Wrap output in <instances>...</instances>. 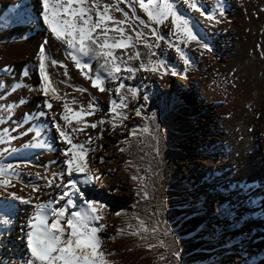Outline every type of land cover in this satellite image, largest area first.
Instances as JSON below:
<instances>
[{"label":"bare ground","instance_id":"bare-ground-1","mask_svg":"<svg viewBox=\"0 0 264 264\" xmlns=\"http://www.w3.org/2000/svg\"><path fill=\"white\" fill-rule=\"evenodd\" d=\"M196 3L197 6L204 3L201 10L206 15L193 10L186 15L194 24V31L209 43L210 50L199 49L195 42L190 43L189 49L180 44L191 64L183 76L167 73L163 77L139 70L140 61H129L138 71L132 79H125L121 73L122 92L128 104L122 111L127 119H116L117 126L112 127L107 123L113 118L108 112L110 94L91 87L90 81L80 75L81 70L67 57L66 48L49 38L35 16L31 24L22 22L36 9L37 0H0V167L13 165L12 175L7 177L11 181L7 191H15L30 201L19 205L18 212L19 202H12L8 211L14 213L11 217L14 226L0 224V264H19V257L14 254L23 250L20 232L26 214L31 215L37 204L55 200L62 191L56 187L61 181L52 174L65 167L61 149L68 146L53 140L51 122L54 113L63 111L65 94L69 101L75 100L70 104L73 110L87 105L90 96L95 97L99 110L83 120L89 123L105 120L104 125L73 132L72 137L73 143L93 138L90 145H85L93 149L85 159L100 176L96 192L106 205L102 221L106 227L98 235L112 264H174L175 257L179 258L178 264H185L186 254L176 251L175 246L186 240L193 241L192 250L200 256L195 264H264V76L260 75L262 69L258 64L259 55L264 52L261 44L264 0H196ZM118 6L129 10L128 0ZM208 13L213 14L212 21L207 19ZM112 15L121 18L118 12L113 11ZM137 15L147 19L138 8ZM170 29L169 21L157 31L165 39L174 40L168 34ZM46 38V71L62 97L60 101L48 98L51 109L43 106L45 97L39 90L35 59ZM149 42H155V38L149 37ZM136 49L145 62L159 58L169 69L184 71L175 50H166L163 40L153 48L156 53L153 57L148 56L142 44H137ZM122 51L117 49L114 55L120 57ZM131 51L127 50L128 55ZM53 60L57 61L55 66L51 64ZM82 62L90 64L86 74H97L96 61L83 58ZM65 69L75 76L73 88L87 91H63ZM117 83L107 81L105 86L114 89ZM129 87L137 88L135 99L127 93ZM145 93L150 97L146 102ZM111 99L117 100L114 92ZM142 104L146 106L141 107ZM136 109H140L139 116L135 115ZM168 115L176 118L179 137L165 151L169 165L158 179L159 190L164 181L169 184L162 189L165 213L172 215L166 248L147 228L153 190L137 146H142L143 137L148 135L144 127L149 129ZM55 119L63 125L58 115ZM71 125L82 127L74 120ZM130 132L135 134L129 135ZM76 133L82 135L77 137ZM154 137L158 143L159 136ZM133 176L137 179H132ZM45 177L53 183L50 185ZM32 187L37 191L32 192ZM2 199L0 196V218L5 211ZM117 212L121 215H115ZM141 226L147 230H141ZM10 227L14 230L5 231ZM117 228L122 229L119 235ZM133 231L137 234L131 235ZM219 234L223 235L222 240L217 239ZM109 236L113 239H108ZM146 236L152 237L154 250L147 247ZM173 252L178 255L173 256Z\"/></svg>","mask_w":264,"mask_h":264},{"label":"snow or ice","instance_id":"snow-or-ice-1","mask_svg":"<svg viewBox=\"0 0 264 264\" xmlns=\"http://www.w3.org/2000/svg\"><path fill=\"white\" fill-rule=\"evenodd\" d=\"M124 2L125 0H115L113 3H104L103 0H37L36 9L28 13L22 21L25 24H31L32 17L35 16L36 20L45 27L49 38L66 48L67 57L73 61L74 67L81 70L80 75L86 81H90L91 87L99 92L110 94L108 112L113 114V118L107 123L112 127L117 126L116 119L121 121L127 119L126 113L122 111L128 107V104L122 92L124 82L121 79V73L125 79H132L138 71L137 67L129 64V61H140L139 70L145 72L161 76L166 73L172 76H183L191 64L190 58L180 46L181 40H183L184 47H189L191 42H195L199 49L210 50L209 43L194 31L195 26L186 15L185 9L200 12L201 16L206 15L197 6L196 0H128V11L118 6ZM21 7L26 8L27 6L22 5ZM137 8L147 18L146 20L137 15ZM113 11L120 13L121 18L117 19L113 16ZM207 19L212 21L213 14L208 13ZM169 21L171 29L168 34L173 36L174 40L165 39L157 31ZM149 37H154L155 42H149ZM162 40L167 48L175 50L179 60L185 66L184 71L177 72L169 69L168 65L159 58H149L147 62L141 58L140 52L136 49L137 44H142L148 50V56L153 57L156 55L153 48ZM47 42L46 38L39 45L35 59L38 61L39 90L45 97L43 106L51 109L52 105L48 98L60 101L62 97L58 94V89L54 87L46 71L48 58L45 54V46ZM117 49L124 50L120 57L114 55ZM128 49H132L131 55H128ZM83 58L97 62V74H86L85 70L90 68V64L82 62ZM56 63L55 60L51 61L53 66ZM60 66L64 65L61 63ZM64 75L67 76V72ZM107 81L114 83L119 81V83L113 89L105 86ZM75 90L87 91L79 87ZM113 92L117 100L111 99ZM127 93L135 99L138 90L129 87ZM149 99L150 97L145 93L143 100L146 102ZM63 100V111L54 113L51 122V127L54 129L53 140L58 139L68 146L61 149V154L65 157L63 159L65 167L58 173L52 174L55 179L61 181L56 187L62 191L55 200H50L47 204H37L33 207L31 215L26 214L20 232L23 250L14 255H18L19 264H112L107 259L110 254L102 250L103 242L98 235L106 227L102 222L106 205L101 202L96 192L100 176L96 174L97 169L90 167L85 159L86 154L93 151L91 147L85 145H90L93 138L88 137L84 143H73L72 137L73 132H83L85 128L96 129L98 125H104L105 120L101 118L91 123L83 120V117L93 116L99 110L94 103L95 97L90 96L86 108L80 107L77 110L70 107V104L75 103L74 99L69 101L65 94ZM144 106L146 105H141V107ZM40 115H45V113H40ZM56 115L59 116L60 121L64 122L63 125L56 122ZM135 115H140V109L135 110ZM155 118L156 113L153 112V122ZM73 120L76 125H82V127L72 126ZM70 127L71 131L68 130ZM156 127L158 128L159 125ZM143 131L148 132V127L145 126ZM134 134L129 133V135ZM119 150L123 151V149ZM100 160L102 162L103 157H100ZM12 169V164L0 167V177H3L0 178V190H3L0 196L5 206L0 224L14 226L11 219L14 213L8 211L12 207V202H19L16 205L18 212L19 205L29 204L30 201L18 196L15 191H7L11 187V181L7 177L12 175L10 171ZM45 179L50 185L53 183L51 179L47 177ZM132 179L135 180L137 177L133 176ZM80 185L84 187L81 188ZM31 191L36 192L37 188L32 187ZM52 204L56 206L52 207ZM115 215L119 216L121 213L117 212ZM12 230L14 227L5 231L11 232ZM141 230L146 231L147 229L141 226ZM121 232L122 229L117 228V235ZM130 234L136 235L137 232L133 231ZM108 239H113V237L109 236ZM147 247L152 248L153 245L148 244ZM176 255L178 253L173 252V256Z\"/></svg>","mask_w":264,"mask_h":264},{"label":"rangeland","instance_id":"rangeland-1","mask_svg":"<svg viewBox=\"0 0 264 264\" xmlns=\"http://www.w3.org/2000/svg\"><path fill=\"white\" fill-rule=\"evenodd\" d=\"M201 9L204 7V3H200L198 5ZM186 14L188 12L187 9H185ZM194 13L200 14V12H197L193 10ZM262 30H264V24H261ZM264 40L261 41V44L264 48ZM181 46L183 47V40H181ZM189 49L190 47H185ZM169 48L166 47V50ZM260 62L258 63L260 66V75L264 76V52L263 54L259 55ZM67 72V76L64 74L63 77V87L62 90L65 92H78L73 88V83H75V76L73 75L72 71L70 69H65L64 73ZM167 75H162L165 77ZM183 83L187 84L188 80L184 79ZM66 84V85H65ZM69 84V85H67ZM72 87V88H71ZM70 88V89H69ZM84 108H86V104H82ZM176 118L173 115H168L164 120L152 124V126L149 128L148 135L144 136L142 139V146H137V150L140 152L139 156L141 157V163L144 167V170L146 172V177L150 181L151 189L153 192L150 195V206H149V224L147 226L148 229H150L154 234L157 235L158 241L161 243L163 242L166 245V235L169 232V222L171 218V212L167 211V214L165 213V202L162 198V189L164 187L169 186V184L164 181V183H161L162 189L159 190V175L163 171L164 168H166L167 165H169L167 159L164 156V153L166 150L170 148L174 142L179 137V124L175 122ZM159 125L157 128L156 126ZM77 137H80L81 133L75 134ZM158 135V143L154 142V136ZM263 136H264V125H263ZM166 179V178H164ZM218 240L223 239V235L219 234L217 236ZM146 244L153 245L152 237L146 236L145 237ZM192 240H186L182 242L179 245L175 246V250L180 252L183 251L184 254H186L185 257V264H195V262L200 259V256L196 250H192L193 246ZM172 245V244H171ZM154 250L155 248L152 247ZM227 249H233V248H225ZM169 250V249H168ZM219 250V248H217ZM179 258L175 257L174 264H178Z\"/></svg>","mask_w":264,"mask_h":264}]
</instances>
